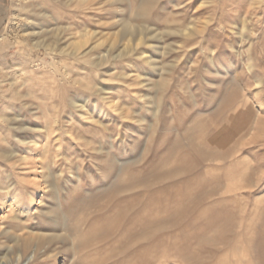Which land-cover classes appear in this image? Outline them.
Here are the masks:
<instances>
[{
	"label": "rangeland",
	"instance_id": "374dc122",
	"mask_svg": "<svg viewBox=\"0 0 264 264\" xmlns=\"http://www.w3.org/2000/svg\"><path fill=\"white\" fill-rule=\"evenodd\" d=\"M258 79L264 0H0V117L30 129L0 120L27 160L0 261L19 235L33 264H264Z\"/></svg>",
	"mask_w": 264,
	"mask_h": 264
},
{
	"label": "bare ground",
	"instance_id": "6f19581e",
	"mask_svg": "<svg viewBox=\"0 0 264 264\" xmlns=\"http://www.w3.org/2000/svg\"><path fill=\"white\" fill-rule=\"evenodd\" d=\"M83 2V1H82ZM21 9V8H20ZM25 10V9H24ZM126 29H129V27L128 26H126ZM130 29H131V31H132V35H133V37L134 38H132V40H129L128 41V44H127V46H126V48H131L130 46H131V43H133V41H138L136 44H134L135 46L136 45H140L141 43H142V41H143V37H141V38H137L136 36L138 35L137 33H140V35H144L143 34V32L142 31H140V32H138V30L137 29H135V28H133V27H130ZM191 31V30H190ZM129 34V33H128ZM20 35V34H19ZM131 35V36H132ZM151 35V34H150ZM62 37V36H61ZM121 39V38H120ZM119 39V40H120ZM86 40V39H85ZM80 42V41H79ZM117 42V41H116ZM134 42V43H135ZM61 44V43H60ZM77 44V43H76ZM113 44V43H112ZM74 46H75V44H74ZM73 46V47H74ZM78 46H79V44H78ZM81 46V45H80ZM79 46V47H80ZM83 46H84V44H83ZM82 46V47H83ZM117 46V45H116ZM71 49V48H70ZM73 50V49H72ZM112 59V58H111ZM152 61H154V59L152 60ZM247 71L248 72H251V73H253V68L251 67V66H248V68H247ZM66 76V75H65ZM254 85H255V83H254ZM263 81L262 80H260V79H258V80H256V88H259L261 91H262V89H263ZM261 91H259V92H256L255 94H256V96H260V94H261ZM262 97H264L263 95H262ZM245 98V97H244ZM249 98H250V96H249ZM260 100H261V98H259ZM245 102H243V103H241V104H239V106L238 105H236V106H238V111H239V109L241 108V109H245V111H249V109L251 108V111H252V113H254L252 116H253V119L251 120L252 122L251 123H249L247 126V133H246V135L244 136V138L243 139H245V140H249V143H251V142H254V141H256V139H257V131H263L264 132V102L261 100V102H259L258 104L259 105H261V107L260 108H258L257 109V107H255V103L256 102H254L253 104H251L250 103V101H249V99L248 98H245V100H244ZM253 102V101H252ZM81 103V102H80ZM83 103H85V102H83ZM83 103L82 104H79V103H73V106H74V108H76V109H79L81 112L85 109V105H83ZM72 105V104H71ZM241 109H240V111H241ZM78 111V110H77ZM234 111V110H233ZM232 111V112H233ZM242 112V111H241ZM5 115H7V114H5ZM238 115V114H237ZM84 116V115H83ZM125 116V115H124ZM0 120L1 121H3V123H7V125L9 126V128H8V131L9 132H12L13 131V133H15V134H18V133H20V132H22V131H29L28 129H24V128H20L19 126V124H17L16 122L18 121V120H16V122L14 123H12V124H8V122H7V119L5 118V117H0ZM8 120H9V118H8ZM59 119H56L55 120V122H54V126L52 127V128H50V130H51V132H52V135H53V133L55 134L56 132H58V129L55 127L56 125H58L59 124V121H58ZM242 120V119H241ZM249 120V119H248ZM247 120V121H248ZM243 121V120H242ZM12 122V121H11ZM20 122V121H19ZM18 122V123H19ZM48 124V123H47ZM6 125V126H7ZM18 126V128H15L14 126ZM228 125V124H227ZM2 126V125H1ZM7 126V127H8ZM28 126V125H27ZM48 126V125H47ZM5 127V126H4ZM243 127H245V126H243ZM246 128V127H245ZM34 129V128H33ZM36 129V128H35ZM226 129V128H225ZM39 131H42V129H38ZM44 130H46V129H44ZM230 130V129H229ZM38 131V132H39ZM2 132V131H1ZM48 133H49V131H47ZM4 133V132H3ZM2 133V134H3ZM9 134V133H8ZM51 134V133H50ZM255 134H256V136H255ZM14 137H15V135H14ZM13 137V138H14ZM41 138L42 137H44V136H40ZM54 137V136H53ZM58 137V136H57ZM234 137V136H233ZM22 137H15L14 138V141L17 143V144H20V145H31V144H34V146L36 145V142H34V141H31V142H26V141H24V140H22L21 139ZM44 139H45V137H44ZM43 139V140H44ZM59 139V138H58ZM241 140V139H240ZM244 140V141H245ZM53 141V140H52ZM243 141V140H242ZM241 141V142H242ZM243 141V142H244ZM41 143V142H40ZM51 143V142H50ZM0 144H9V136H7V137H2L1 135H0ZM38 144V143H37ZM52 144V143H51ZM2 145H0V208H9L10 210L9 211H14V212H16V211H19L20 209H22V208H19V206H18V203H15L14 202V195H13V192L16 190V187H15V185H14V183H13V181H12V176H11V174H9L8 172H7V170L6 169H8V171H9V168L11 167L12 169H13V167H14V165L16 164V163H19V161H21V160H25L26 158H21V157H19V155H18V152H11V153H8V151H4L3 149H5V148H3L2 149ZM252 145V144H251ZM4 146H6V145H4ZM3 146V147H4ZM19 146V145H18ZM33 146V145H32ZM43 146H44V144H43ZM46 147V146H45ZM231 147V146H230ZM21 148V146L18 148V149H20ZM27 148V147H26ZM44 148V147H43ZM248 149V148H247ZM246 149V152L248 151ZM23 150H25V149H23ZM40 149H38V151H39ZM14 151H16L15 149H14ZM21 151V150H20ZM26 151V150H25ZM37 151V152H38ZM42 151V150H41ZM218 151V150H217ZM240 151V150H239ZM239 151H237V152H239ZM244 151V150H243ZM22 152V151H21ZM236 152V153H237ZM20 153V152H19ZM23 153V152H22ZM253 154V153H252ZM20 155H22V154H20ZM23 155H25V154H23ZM238 155V154H237ZM247 155V154H246ZM24 157V156H23ZM26 157V156H25ZM28 157V156H27ZM240 158V157H239ZM14 159H16L15 161H12V160H14ZM27 160H25V162H26ZM23 162V161H22ZM29 162V161H28ZM8 163V164H7ZM30 163V162H29ZM10 164V167H8V168H6L7 167V165H9ZM20 164H22V163H20ZM20 164L18 165V167L20 166ZM28 164V163H27ZM23 165H24V163H23ZM249 165V164H248ZM252 165V164H251ZM253 166V165H252ZM251 167V166H250ZM255 167L256 166H253V168L252 169H255ZM15 168V167H14ZM20 168V167H19ZM41 168V167H40ZM45 168H47V167H45ZM11 170V169H10ZM44 172V171H43ZM13 175V178L15 177L14 176V174H12ZM16 175V174H15ZM43 176V175H42ZM44 177V176H43ZM46 177V176H45ZM16 179V178H15ZM15 179H14V181H15ZM45 180V179H44ZM16 182V181H15ZM15 184H17V183H15ZM18 185V184H17ZM257 185V184H256ZM245 186V185H244ZM22 187V186H21ZM260 187V186H259ZM15 188V189H14ZM221 188H223V187H221ZM244 188V187H243ZM23 191V190H22ZM235 191H236V189H235ZM15 192H17V191H15ZM232 193H233V191H232ZM224 196V195H223ZM243 211V210H242ZM246 211V210H245ZM19 212H21V211H19ZM12 213V212H11ZM17 213V212H16ZM215 213V212H214ZM20 214V213H19ZM215 215V214H214ZM238 217V216H237ZM247 217V216H246ZM219 218V217H218ZM12 219H17L16 217H12ZM220 220V219H219ZM252 221V220H251ZM231 222V221H230ZM229 223V222H228ZM227 224V223H226ZM224 226V225H223ZM0 233H2V232H0ZM11 232H8V230L7 231H5L3 234H5V236L7 235V234H10ZM232 235V234H231ZM4 236V235H3ZM13 236V235H12ZM46 237H48V236H46ZM52 237V236H51ZM1 238V237H0ZM45 238V237H44ZM12 239H14L13 241L15 242V246L13 245V246H8V247H6V250L8 251V254L4 257V260L2 261H0V264H33L34 263V261H35V253H33V254H29L27 257H25V258H23V252H22V247H23V243H24V239H23V236H19V235H14L13 236V238ZM48 239V238H47ZM46 239V240H47ZM51 239V238H50ZM35 252V251H34ZM12 254H15V258L14 259H11V258H9ZM50 258V257H49ZM3 259V258H2Z\"/></svg>",
	"mask_w": 264,
	"mask_h": 264
}]
</instances>
